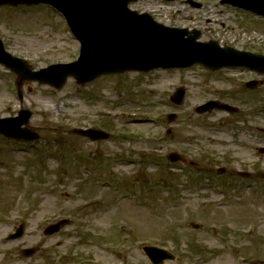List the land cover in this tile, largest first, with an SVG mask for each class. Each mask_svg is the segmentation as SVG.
Masks as SVG:
<instances>
[{
  "label": "rangeland",
  "instance_id": "1",
  "mask_svg": "<svg viewBox=\"0 0 264 264\" xmlns=\"http://www.w3.org/2000/svg\"><path fill=\"white\" fill-rule=\"evenodd\" d=\"M186 1L141 0L130 8L169 28L197 30L202 42L264 55V19L223 0H193L201 9ZM0 39L34 70L79 57L62 16L44 5L1 7ZM16 81L0 66V118L30 111L28 128L39 138L10 142L0 135V202L14 203L0 205V245L24 215V240L50 248L20 262L15 253L5 264H53L45 259L54 248L68 255L55 264H147L140 252L146 245L175 255L165 264H264V76L242 69L210 74L195 66L124 73L84 86L69 79L60 90L26 80L21 97ZM250 81H257L253 90L246 87ZM178 88L185 90L180 105L170 101ZM212 100L239 112L196 113ZM169 114L176 117L171 123ZM84 128L111 139L93 144L70 134ZM12 145L19 151L11 152ZM171 153L184 163L171 166ZM107 179L121 191L104 186ZM64 218L68 227L52 240L42 237L44 226Z\"/></svg>",
  "mask_w": 264,
  "mask_h": 264
},
{
  "label": "water",
  "instance_id": "2",
  "mask_svg": "<svg viewBox=\"0 0 264 264\" xmlns=\"http://www.w3.org/2000/svg\"><path fill=\"white\" fill-rule=\"evenodd\" d=\"M136 1L138 0H0V7L40 3L51 5L62 13L81 47L76 62L32 72L24 60L7 53L0 40V64L17 75L18 86L24 80H31L47 83L58 89L69 77H73L78 84H86L103 75L124 71L183 69L195 64L211 70L241 67L259 74L264 72V56L235 51L229 47L222 49L214 42L198 43L196 40L199 33L185 39L188 34L186 30L165 28L146 14L138 15L130 11L128 5ZM190 3L193 7H200L197 3ZM222 4L264 17V0H223ZM183 96V90H178L172 100L181 103ZM214 109L236 112L233 107L214 101L198 107L196 112L203 114ZM30 116V112L21 111L16 119L0 120V132L16 139H33L34 135L20 136L27 133L21 126L27 124ZM75 133L87 135L91 140L108 137L95 130H77ZM177 159L175 155L170 156L173 162ZM66 223L67 221H61L48 227L45 234L56 233ZM192 227L198 228L197 225ZM144 251L153 264L173 260V256L163 249L146 247Z\"/></svg>",
  "mask_w": 264,
  "mask_h": 264
},
{
  "label": "flooded vegetation",
  "instance_id": "3",
  "mask_svg": "<svg viewBox=\"0 0 264 264\" xmlns=\"http://www.w3.org/2000/svg\"><path fill=\"white\" fill-rule=\"evenodd\" d=\"M1 166H2V164H1ZM27 206H28V203H27ZM36 213H35V210H33V214H31V212H29V215L33 218V220H34L33 216H36ZM27 218H30V217H27ZM21 223L22 222H19L18 225L11 232H9L5 235V239L7 241L6 244L2 243L3 245H0V247H1V246L10 244L16 248V249H13L9 252H6L7 251L6 248L0 249V256H4L2 264H5L7 261H9L10 256L15 255V253H17V256L14 257V261L20 262V261L32 260L33 258L45 253L43 251V249H49L50 248V247L44 248L42 245H39L36 241L27 242L26 240H24L26 238V233H27L26 228L27 227H25V229L21 230L22 234L19 238H17L16 240H11L10 235H13V233L17 230V227ZM36 228L37 227H35L34 229H36ZM41 235L43 236L44 239H47V240L53 239V236L52 237H45L43 235V228L41 229ZM31 238H33V239L36 238V233H34V235H32ZM54 245L56 246V248H60L63 245V243L56 242V243H54ZM58 253L59 252L56 251L55 248L50 249V252H48L46 254V255H49V259L46 258L45 261L48 263L49 260L50 261L53 260V264H55V261H62L63 259H65L68 256L67 252H62L59 254ZM54 255H56V256H54Z\"/></svg>",
  "mask_w": 264,
  "mask_h": 264
}]
</instances>
